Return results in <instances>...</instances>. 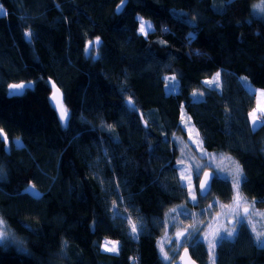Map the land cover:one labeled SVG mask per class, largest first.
<instances>
[{"label": "trees", "instance_id": "1", "mask_svg": "<svg viewBox=\"0 0 264 264\" xmlns=\"http://www.w3.org/2000/svg\"><path fill=\"white\" fill-rule=\"evenodd\" d=\"M258 5L0 0V218L8 232L0 264H180L184 248L211 264L196 237L169 262L159 251L173 209L204 211L234 193L209 168L211 194L201 197L198 178L192 201L176 166V137L187 136L180 109L206 152L242 169L243 200L263 211L264 116L253 125L257 99L245 87L264 89ZM139 16L152 21L147 34ZM218 72L220 87L205 84ZM22 82L33 88L9 97V86ZM51 84L66 120L51 103ZM110 240L116 253L103 250ZM215 251V264H264V244L246 222Z\"/></svg>", "mask_w": 264, "mask_h": 264}, {"label": "rangeland", "instance_id": "2", "mask_svg": "<svg viewBox=\"0 0 264 264\" xmlns=\"http://www.w3.org/2000/svg\"><path fill=\"white\" fill-rule=\"evenodd\" d=\"M138 19L140 23L139 27L141 26V19L144 21L146 33L153 29L154 26L151 20H146L141 16H139ZM149 24L151 25V28H148ZM145 32L141 33L145 34ZM205 81H212V83H205L208 86H221L220 75L218 79L216 78V75H214L211 78L205 79ZM245 87L254 93L255 98L257 99L256 105L251 111V113H255V117H257L255 124L253 123V125L256 126L261 122V115L264 116V89L256 88L247 82L245 83ZM180 112V122L183 123L182 126L185 127L184 130L187 133V136L186 138L181 136L176 137V145H178L180 152L178 154L179 157L177 162L179 160L184 161L183 164L177 163L176 166L178 167L179 177H181V174L185 177L184 180H181L180 178L182 185L188 189L191 198L192 195L195 194L197 201V166H200L199 170L201 172L199 179L206 170L211 168L218 176L229 179L232 185L234 178L233 174L237 170V164H235L233 160H230L225 154L217 155L216 153L206 152L203 148V143L202 145L200 144V134L196 131L193 122H191L186 112H184L183 107H181ZM250 119L253 122V116L250 115ZM5 141L7 140L5 139ZM14 141L17 146L21 145V141L18 139H15ZM7 144L9 145V141H7ZM181 170L183 171L181 172ZM189 177L190 179H188ZM240 179H242V175ZM29 189L32 190V188ZM234 195L235 191L233 193V196ZM243 201L241 202L240 207L237 208L233 203V199L230 203H221L217 199L213 198L210 203V205H212L211 209L207 206L203 209L204 211L200 210L196 212H192V210L189 211L186 206H179L176 211L168 215V218L166 219L165 234L158 240L160 253H162L160 250L161 242L163 243L164 252L167 253V259L164 258V254L162 253L163 259L169 262L172 256H175L183 244L190 242L191 238L196 237L205 242L210 253V262L211 264H215L214 257L216 251L215 248L211 250L209 249V242L214 241L217 244L221 240L220 237L232 238L234 235L232 237H228L225 229L231 231L232 228L235 227L236 233L237 226L240 224L237 223L238 219H241L242 222H246L252 231L254 226L256 231L264 232V218L256 214L257 212L264 213V210L262 211L256 209L251 204ZM226 205L230 206L225 207ZM246 207L249 210L250 220L243 218L244 209ZM236 213H239L240 215L237 216ZM177 233H183V235L177 238ZM253 234L256 238V232L253 231ZM114 242H117V240ZM258 244L262 243L258 242ZM118 245L119 244L115 246L118 248ZM107 247L111 248L113 245L107 244ZM103 250H106L105 246L103 247ZM108 252L116 253L117 251Z\"/></svg>", "mask_w": 264, "mask_h": 264}, {"label": "snow or ice", "instance_id": "3", "mask_svg": "<svg viewBox=\"0 0 264 264\" xmlns=\"http://www.w3.org/2000/svg\"><path fill=\"white\" fill-rule=\"evenodd\" d=\"M262 4H264V0H262ZM256 7H260V6L258 5ZM260 10L262 12H264V7H260ZM148 28H151V25L150 24L148 25ZM140 31L141 32H145V23H144V21L142 19H141ZM145 34H147V33L145 32ZM27 35L30 36V33L27 34ZM96 43L99 44V40L98 39H97ZM219 75H220L219 73L216 74V78L217 79H218ZM205 83H212V81H205ZM10 88L11 89H20V90H23L25 88V85H23V84H19V85L14 84V85H10ZM58 91L59 90L57 89V92ZM53 99H56V97L54 96ZM129 103H131V101H129ZM250 115L253 116V123L255 124L256 119H257V117H255V113H250ZM61 119L62 120H66L67 119V112H66V110L61 112ZM0 131H2V130H0ZM202 143H203V141H200V144L201 145H202ZM177 163L178 164H183L184 161L183 160H179ZM199 169H200V166H197V173H196L197 174V178H199V176L201 175V172H200ZM182 171L183 170H181V172ZM203 175H204V179L199 181V187H200V190H201V197L204 198V199H207V197L211 194L210 193L211 184H209L208 181L210 179H212V177L208 176L207 173H203ZM241 175H242V169H240L239 166L237 165V170L233 174V177L234 178H233V183H232V187H233V189L235 191V195L233 196V203L236 205L237 208L240 207L241 202L243 201V197H242V195L240 193V183H241L240 177H241ZM180 178H181V180H184L185 179V177L183 176V174H181V177ZM188 179H190V177ZM192 201L194 203H196V196H195V194L192 195ZM243 202L246 203V201H243ZM229 206L230 205H226L225 207H229ZM209 208L211 209L212 208V205H209ZM172 211H176V210L173 209ZM256 214L257 215H260L262 218H264V213L257 212ZM236 215L239 216L240 214L239 213H236ZM243 218L250 220V214H249V210H248L247 207L244 209ZM237 223L238 224L239 223H242V220L241 219H238L237 220ZM131 230H132L133 233H135L137 231L135 223H133L131 225ZM253 231L256 232V239H257V241L260 242V243H262V244H264V232L256 231V229H255L254 226H253ZM225 232L227 233V236L228 237H232L234 235V233H235V227H233L231 231H228L227 229H225ZM182 235H183V233H177V238H179ZM7 236H8V232H7L6 227H4V221H3L2 218H0V245H3L6 242ZM223 238L224 237H220V239H223ZM107 244H112L113 247L108 248L107 247ZM117 244H118V242L107 241L106 244H105V248H106L107 251H113V252H115V251H118V248L115 246ZM215 247H216V243L214 241H210L209 242V249L211 250V249H214ZM160 250L164 254V258L167 259L168 258L167 257V253L164 252V248H163V243L162 242H161V248H160Z\"/></svg>", "mask_w": 264, "mask_h": 264}, {"label": "water", "instance_id": "4", "mask_svg": "<svg viewBox=\"0 0 264 264\" xmlns=\"http://www.w3.org/2000/svg\"><path fill=\"white\" fill-rule=\"evenodd\" d=\"M121 8H122V4L119 5L118 11ZM20 84L25 85V88L23 90L9 88V97H11V96H21L22 93L25 91L26 88H33L32 83L22 82ZM12 85H14V84H12ZM16 85H19V84H16ZM51 85H52V92L50 94L51 103H52L53 107H56V109H57V111H58V113H59V115L61 117V112L64 111V108L62 106V98L63 97H62L61 91L57 87V85H55V84H51ZM57 89L59 90L58 92H57ZM54 96L56 97V99H53ZM204 173H207L208 176L212 177V179H213L214 175H213V173L210 170L209 171H206ZM203 179H204V175L202 174V177H201L200 180H203ZM212 179H210L208 181L209 184H211ZM198 187H199V185H198ZM199 193L201 194L200 187H199ZM179 263L180 264H198V263L195 262V260L193 259V257H191V254H190V252L188 251L187 248H184V249L181 250V255H180V258H179Z\"/></svg>", "mask_w": 264, "mask_h": 264}]
</instances>
